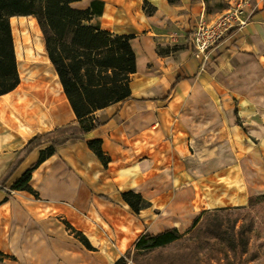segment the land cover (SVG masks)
Masks as SVG:
<instances>
[{
  "label": "crops",
  "instance_id": "0c3cea01",
  "mask_svg": "<svg viewBox=\"0 0 264 264\" xmlns=\"http://www.w3.org/2000/svg\"><path fill=\"white\" fill-rule=\"evenodd\" d=\"M97 1L91 23L131 36L130 97L95 110L86 122L98 125L83 138L57 144L30 171L32 191L13 188L50 145L26 152L33 137L79 126L39 29L29 53L19 35V83L0 95V179L14 165L0 185V264H113L145 231L187 229L203 210L246 206L264 192V184L250 190L242 166L257 152L264 172V0H250L248 21L204 55L191 31L224 9L210 16L204 0ZM90 139L101 141L107 166ZM126 191L147 201L139 213L123 200Z\"/></svg>",
  "mask_w": 264,
  "mask_h": 264
},
{
  "label": "trees",
  "instance_id": "16d2710c",
  "mask_svg": "<svg viewBox=\"0 0 264 264\" xmlns=\"http://www.w3.org/2000/svg\"><path fill=\"white\" fill-rule=\"evenodd\" d=\"M74 1L77 0H0V95L13 90L19 83L9 18L14 15H32L42 32L48 60L79 122V126L60 127L51 133L36 135L28 142L26 152L44 142L50 145L41 153L39 160L12 185L15 189L32 191L28 185L30 171L57 144L68 138H83L86 132L98 125L95 120L86 122L95 110L130 97L129 76L136 70L135 53L129 43L131 36L113 34L91 23L92 18L100 12L98 3L101 2L92 0L89 7L78 9L71 5ZM145 11L150 12L146 6ZM87 145L107 166L109 158L101 149V141L90 139ZM13 167L0 179V185H4ZM259 196H251L249 202ZM122 198L136 214L147 205L140 193L126 191L122 193ZM229 209L203 210L194 218L191 229H186V232H202L206 236V246L194 241L173 251H164L168 244L180 239L183 234L176 227L158 233L145 231L113 264H200L202 250L208 247L215 250L216 242L226 251L245 254L248 246L247 228L244 224L236 228L238 215L234 222L224 225L223 219L229 215ZM67 227L87 249L94 250L81 231L69 224ZM4 257L0 252V262ZM209 260L217 264L215 256H210Z\"/></svg>",
  "mask_w": 264,
  "mask_h": 264
},
{
  "label": "rangeland",
  "instance_id": "374dc122",
  "mask_svg": "<svg viewBox=\"0 0 264 264\" xmlns=\"http://www.w3.org/2000/svg\"><path fill=\"white\" fill-rule=\"evenodd\" d=\"M235 1L236 0H204L205 12L210 16H214L217 13L221 12L223 9L224 10L227 9L229 6H231V4H234ZM11 17L9 18V20L11 21L10 26H11L14 51H15L17 39L21 40L19 36V31L21 30L22 27L26 26L24 29L28 28L29 32L34 37L33 28L31 26V22H34L33 21L34 19L32 18L34 16L14 15ZM92 24L98 27L97 23L93 21ZM38 29L41 34L42 41L44 42L43 35L39 26ZM15 56H17L16 51H15ZM16 61H17V57H16ZM210 158L212 159L211 163L220 164L218 160H216L217 156L211 155ZM243 162L246 163V167L243 165V163L242 166L249 185H251V183L256 184L258 186L260 184H264L263 163L258 153L255 152L253 157H250L248 160L244 159ZM260 189L261 187L259 186V190ZM261 190L263 191V189ZM262 194H264V192L260 194H254L253 196L255 195H261V196L257 197L256 199H253L251 202H248L246 206L225 207L230 209L227 211L229 212V215L224 216L223 219L224 225L234 222V220H236V217L238 215L236 221V228H238L241 224H244V226L247 228V235H248L247 252L242 255H237L231 251H226L225 248L222 245H220V243L216 242V244L214 245L215 250L212 251V249L209 247L202 250V253L200 254V264L212 263V261L209 260L210 256H215L217 258V264H264V195ZM171 216H172V220H171L172 223L179 221L175 214H171ZM187 229H191V226H189ZM178 231L183 234L182 237L168 244L165 247L164 251L166 250L173 251L179 247H182L194 241L199 242L200 245L202 244L203 246H206L204 245L205 244L204 238H206V236L204 237V234H202V232L200 231L186 232V229H182V228L180 230L178 229ZM218 250H220V252H217Z\"/></svg>",
  "mask_w": 264,
  "mask_h": 264
},
{
  "label": "built area",
  "instance_id": "2783aa9c",
  "mask_svg": "<svg viewBox=\"0 0 264 264\" xmlns=\"http://www.w3.org/2000/svg\"><path fill=\"white\" fill-rule=\"evenodd\" d=\"M249 0H236L218 16L200 19L190 35V43L196 54H205L216 46L225 36L243 26L249 19L247 16Z\"/></svg>",
  "mask_w": 264,
  "mask_h": 264
},
{
  "label": "bare ground",
  "instance_id": "6f19581e",
  "mask_svg": "<svg viewBox=\"0 0 264 264\" xmlns=\"http://www.w3.org/2000/svg\"><path fill=\"white\" fill-rule=\"evenodd\" d=\"M24 18V17H23ZM34 21V20H33ZM29 23V22H28ZM29 25V24H28ZM26 27V26H25ZM34 29H33V33L34 32H36V30L38 29V26H37V24H36V22L34 23ZM35 28H36V30H35ZM27 29V28H26ZM19 35H21V37L24 39H22V41H23V51L25 52V53H29L30 51H31V48H29L28 46L29 45H32V44H36V42H37V40H36V36L35 37H33V35H31V33L30 34H27V32H26V30L25 29H22V30H20L19 31ZM38 39V38H37ZM35 46H37V45H35ZM27 47V48H26ZM31 47V46H30ZM37 48V47H36ZM36 50V49H35ZM32 54V53H31ZM249 187H250V190H259V186L258 185H256V184H253V183H251V185H249Z\"/></svg>",
  "mask_w": 264,
  "mask_h": 264
}]
</instances>
